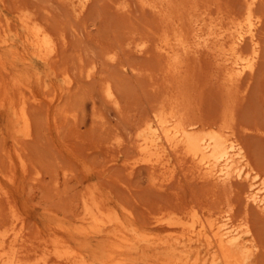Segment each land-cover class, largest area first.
Here are the masks:
<instances>
[{"label": "rangeland", "instance_id": "rangeland-1", "mask_svg": "<svg viewBox=\"0 0 264 264\" xmlns=\"http://www.w3.org/2000/svg\"><path fill=\"white\" fill-rule=\"evenodd\" d=\"M169 2L161 13L138 0H90L84 12L75 15L64 0H0V21L9 22V33L19 32L16 17L25 12L56 42V52L46 63L30 51L23 58L16 50L0 48L7 68L0 67V76L11 82L12 74L30 86L22 89L30 120L28 137L12 133L8 112L0 107V187L8 196V200L3 194L0 198V220L10 208L15 209L26 238L39 244L40 253L50 261L59 247L85 264H172L164 262L169 254L163 246L150 249L148 242L173 238L178 228L157 225L154 216L184 219L196 212L198 216L204 213V218H224L229 209L230 220L249 230L254 246L248 264H264V214L251 206L245 209L244 184L213 188L178 167L165 186L144 164L132 172L123 165V160L135 154L134 130L158 106L171 103L182 108L187 121L229 126L241 140L251 166L264 176V21L259 29V60L244 92L227 90L213 54L216 50L200 47L185 58L177 76L168 71L155 47L164 29L186 31L188 27L185 33L190 34L192 20L205 13L228 21L242 13L244 0ZM255 10L264 18V0L257 1ZM201 25L207 31L214 21ZM141 41L147 43L145 53L131 47ZM92 66L94 73L87 76ZM67 80L71 81L69 89L49 103ZM107 83L112 85L116 106L104 95ZM12 94L17 102V92ZM112 157L117 160L110 162ZM85 191H93L104 210L118 221L117 229L128 240L125 247L111 246L91 228L86 235L76 232L74 219L82 209ZM198 249L200 258L204 245ZM109 256L114 258L110 262Z\"/></svg>", "mask_w": 264, "mask_h": 264}, {"label": "bare ground", "instance_id": "bare-ground-1", "mask_svg": "<svg viewBox=\"0 0 264 264\" xmlns=\"http://www.w3.org/2000/svg\"><path fill=\"white\" fill-rule=\"evenodd\" d=\"M64 1L75 15H80L87 8L90 0ZM138 1L142 6L162 13L166 10V2L170 0ZM257 1L244 0L242 13H237L239 15L233 18L229 17L231 19H227L228 21H218L217 18L206 16L204 12L205 15L192 20L193 28L189 30L190 34L185 33L188 27L186 31L181 27L164 29L161 37L159 36V41H155L157 43L155 48L166 61L168 71L176 74L183 67L185 58L196 54L200 47L212 48L216 50L215 53L212 52L216 54V61L221 68V78L226 89L244 92L256 69L262 46L259 29L264 18L255 10ZM207 20L214 21V26L203 31L201 24ZM16 21L19 32L15 34L9 33L7 20L4 23L0 21V48L11 50L12 53L16 50L15 53H21L23 58L26 56L25 52L30 51V55L45 63L48 62L56 52V42L51 33L29 13L18 12ZM131 47L138 53H145L147 43L141 41L134 43ZM1 59L0 56V67L5 69L6 65ZM109 59H113V56L110 55ZM93 73L92 66L86 75L91 76ZM176 75L178 76L179 73ZM10 78L11 82H8L0 76V99L2 100L0 107L8 112L12 133L28 137L30 120L22 89H29L30 86L20 79L12 78V74ZM70 82L67 80L66 86L60 90L59 95H52L48 102L53 103L58 100L62 93H65L66 88L69 89ZM14 91L17 92V102L11 96ZM103 92L108 101L116 106L117 101L112 85L107 83ZM32 96L39 101L38 96L35 94ZM172 100L169 103L175 104V100L174 102ZM175 105L170 103L158 106L139 126L137 125L132 139L135 154L131 156L132 158L123 160L124 167L132 172L137 165L144 164L156 180L165 186L176 176L178 167L191 179L213 188H227L235 182L242 183L246 186L245 209L251 206L264 214V176L257 173L251 166L241 140H238L229 126H218L213 123L205 126L206 124L202 125L203 123L194 122V120L187 121L180 112L182 108L179 110L180 106ZM116 142L120 143L119 140ZM116 160V157H112L109 161ZM20 164L24 166L23 161ZM9 178L12 180L11 176ZM2 194L5 196L4 199L8 200L5 191L0 187V198ZM96 196L93 191L84 192L81 198L82 209L74 219V229L86 235L91 228L93 232L109 240L111 246L125 247L128 240L117 229L118 221L104 210ZM227 210L229 213L230 210ZM228 213L224 218L210 216L204 218L202 217L205 216L204 213L198 216L196 212L184 219L156 215L152 221L157 225L174 226L173 228L178 230H175L173 238L168 236L161 240L153 239L148 242V246L150 249L163 246L169 254L168 258L164 259L165 263L205 264L209 261L210 264H215L216 261H220L223 264H248L254 246L249 238V230L241 222L231 221ZM21 219L15 209L10 208L8 214L0 220V264H85L76 256L65 255L59 251V247V250L54 251V258L51 261L48 260L46 255L40 253V245L26 238ZM196 241L199 244L194 246ZM60 242V238H57L56 243ZM201 244L204 245L205 252L199 258L198 246ZM113 259L109 256V262Z\"/></svg>", "mask_w": 264, "mask_h": 264}]
</instances>
